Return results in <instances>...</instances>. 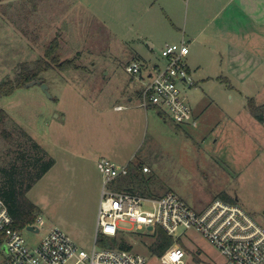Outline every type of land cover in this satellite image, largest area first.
Instances as JSON below:
<instances>
[{
  "label": "rangeland",
  "instance_id": "1",
  "mask_svg": "<svg viewBox=\"0 0 264 264\" xmlns=\"http://www.w3.org/2000/svg\"><path fill=\"white\" fill-rule=\"evenodd\" d=\"M133 3L0 0V82L14 79L24 65L34 67L53 44L64 63L40 75L51 97L35 84L0 98V108L8 114L1 127L13 132L14 142L31 144L24 129L56 159L28 193L44 219L39 234L24 230L31 243L59 227L83 247H91L103 157L122 164L131 161L124 188L141 189V176L149 195L173 190L198 210L227 193L264 226V125L250 112L246 97L227 81L204 82L188 59L196 80L186 91L193 123L176 125L156 109L139 106L136 91L143 85L126 66L141 57L163 61L161 50L169 36L162 35L151 49L134 24ZM130 95L133 102L126 100ZM117 104L127 107L118 110ZM10 147L14 143L0 132V154L10 151V159L16 154ZM143 165L150 171L132 177ZM179 234L191 264H230L197 231ZM123 237L134 251L148 256L147 264H161L150 253L155 238L132 232ZM4 258L0 247L1 262Z\"/></svg>",
  "mask_w": 264,
  "mask_h": 264
},
{
  "label": "built area",
  "instance_id": "2",
  "mask_svg": "<svg viewBox=\"0 0 264 264\" xmlns=\"http://www.w3.org/2000/svg\"><path fill=\"white\" fill-rule=\"evenodd\" d=\"M189 53L190 43L183 38L162 48L161 62L134 59L126 66L127 72L142 82L139 105L156 109L180 126L195 121L186 92L196 85L187 63ZM99 166L102 190L90 248L80 245L59 227L51 228L44 237L31 243L23 232L39 234L43 217L37 215L33 223L16 228L7 205L0 199V247L5 252L0 264H147L148 256L121 247L118 236L132 232L156 239L158 229L174 239V244L161 256L150 252L161 264H191L187 259L189 253L179 243V231L189 229L206 238L230 264H264V226L239 203L218 197L198 210L173 190L153 196L121 187L131 175V161L122 164L103 157ZM138 168L150 171L147 165Z\"/></svg>",
  "mask_w": 264,
  "mask_h": 264
},
{
  "label": "crops",
  "instance_id": "3",
  "mask_svg": "<svg viewBox=\"0 0 264 264\" xmlns=\"http://www.w3.org/2000/svg\"><path fill=\"white\" fill-rule=\"evenodd\" d=\"M133 1L134 24L151 49L162 35L169 36L164 46L186 38L188 62L202 72L204 82L227 81L247 100L264 104V0ZM134 99L130 95L126 100ZM119 105L127 107L117 104L115 109Z\"/></svg>",
  "mask_w": 264,
  "mask_h": 264
},
{
  "label": "trees",
  "instance_id": "4",
  "mask_svg": "<svg viewBox=\"0 0 264 264\" xmlns=\"http://www.w3.org/2000/svg\"><path fill=\"white\" fill-rule=\"evenodd\" d=\"M57 45H51L43 58L37 60L34 67L22 66L19 73L14 79H5L0 82V98L6 95H11L18 88L27 86V83L41 79V73L51 69H56L58 65L64 63L59 62L58 56L55 55ZM65 63H72L66 60ZM64 69V68H62ZM248 107L253 116L260 122H264V104L258 105L253 98L248 100ZM7 111L0 108V132L10 143H14V147H10L16 154L9 159L10 151L7 155L0 154V199L7 205L10 214L15 220L14 226L23 229L28 224L33 223L38 213V206L29 199L28 193L34 185L54 166L55 159L48 151L36 141L27 131L22 129V133L29 139L31 144L24 142H14L13 132L2 128L7 120ZM2 126V127H1ZM29 145V146H28ZM24 146V147H23ZM15 149V150H14ZM141 170H136L132 175L134 178H139ZM141 189L138 192L142 194H150L141 180ZM126 179L123 180V183ZM121 187H124L121 183ZM126 189L134 191L132 187ZM221 198L226 201L236 202V200L227 193H222ZM121 247L132 248L121 235L118 236ZM118 239H114L115 242ZM103 240L105 238L103 237ZM180 242V241H179ZM174 244L172 236L168 235L163 229L157 230V238L151 246V251L161 256L170 246Z\"/></svg>",
  "mask_w": 264,
  "mask_h": 264
},
{
  "label": "water",
  "instance_id": "5",
  "mask_svg": "<svg viewBox=\"0 0 264 264\" xmlns=\"http://www.w3.org/2000/svg\"><path fill=\"white\" fill-rule=\"evenodd\" d=\"M35 84L42 85L43 90L48 94V96L51 97V93L48 91V85L45 82H42L41 80H33V81L27 83V86H32ZM29 229H33V226H29ZM150 229H152V227H150Z\"/></svg>",
  "mask_w": 264,
  "mask_h": 264
}]
</instances>
